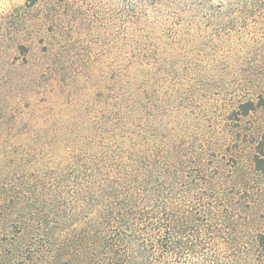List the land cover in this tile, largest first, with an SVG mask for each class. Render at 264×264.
I'll use <instances>...</instances> for the list:
<instances>
[{
  "label": "rangeland",
  "instance_id": "1",
  "mask_svg": "<svg viewBox=\"0 0 264 264\" xmlns=\"http://www.w3.org/2000/svg\"><path fill=\"white\" fill-rule=\"evenodd\" d=\"M163 1L0 0V264H87V142L125 119L206 142L208 170L232 180L228 214L264 233V107L238 111L264 95V0ZM52 182L74 191V215L28 249L18 216L40 224L12 198L59 210Z\"/></svg>",
  "mask_w": 264,
  "mask_h": 264
},
{
  "label": "trees",
  "instance_id": "2",
  "mask_svg": "<svg viewBox=\"0 0 264 264\" xmlns=\"http://www.w3.org/2000/svg\"><path fill=\"white\" fill-rule=\"evenodd\" d=\"M166 3L186 10L201 5L200 0ZM257 106L264 107L261 93L257 100L241 102L238 111L248 114ZM104 125L105 133L97 130L87 142V264H264V233L249 236L228 214L232 180L208 170L206 142L179 140L152 126L135 130L126 119ZM254 164L264 172V132ZM47 188L58 197L59 210L31 211L33 198L23 192L12 198V214L29 207L41 226L34 233L26 216H18L28 249L40 242L50 247L75 204L74 191L57 182Z\"/></svg>",
  "mask_w": 264,
  "mask_h": 264
}]
</instances>
